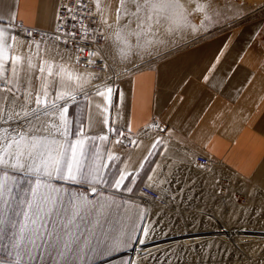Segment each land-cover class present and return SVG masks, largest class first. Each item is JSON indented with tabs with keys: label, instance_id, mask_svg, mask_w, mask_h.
<instances>
[{
	"label": "crops",
	"instance_id": "0c3cea01",
	"mask_svg": "<svg viewBox=\"0 0 264 264\" xmlns=\"http://www.w3.org/2000/svg\"><path fill=\"white\" fill-rule=\"evenodd\" d=\"M3 4L12 12L0 13V29L11 30L5 35L18 34V42L9 41L13 50H6L4 59L19 57L20 75L25 80L31 76L34 90L58 79L55 74L61 65L67 69L66 81L68 72H84L67 58L54 60L48 51L51 39H20L25 36L18 24L53 30L58 7L53 8L52 0H3ZM59 50L65 49L59 46ZM152 59L150 69H134L116 85L108 84L114 89L111 102L91 89L87 101L81 96L69 104L71 131L82 124L93 138L85 139L83 155L78 156L85 173L99 168L106 182L96 185L97 190L129 200L134 195L132 200L139 201L140 184L159 181L173 164L201 154L264 191V58L253 43V33L245 27L230 28L173 45ZM50 68L53 76L48 75ZM61 90L66 89H55ZM101 90L106 92V87ZM54 95L50 90V98ZM117 129L122 135L116 134ZM157 141L161 143L153 149ZM157 151L149 157V152ZM177 151L179 156L174 155ZM163 161L170 164L165 170L158 168ZM121 172L127 178L117 188L113 180ZM69 183L90 188L87 182Z\"/></svg>",
	"mask_w": 264,
	"mask_h": 264
},
{
	"label": "snow or ice",
	"instance_id": "6c2138e0",
	"mask_svg": "<svg viewBox=\"0 0 264 264\" xmlns=\"http://www.w3.org/2000/svg\"><path fill=\"white\" fill-rule=\"evenodd\" d=\"M52 3L54 9L67 7L60 0H52ZM74 7L76 11L72 13V19H76L79 13L85 14L81 19H92L91 14L95 10L104 30L93 28L96 47L83 61L84 72L75 75L68 72L66 81L67 69L61 65L55 74L58 79H53L38 91L33 89L30 75L26 80L21 77L16 64L19 57L4 59L5 51L13 50L9 41L18 42V34L5 35L6 31L11 30L0 29V224L4 223L5 214L10 208L17 217L23 216L19 228L20 239L26 241L24 254L27 264H60L61 260L68 264L69 258L82 255L94 235V226H85L81 231V225L94 204L86 195L65 196L63 190L54 186L52 181L87 182L92 192L97 191L96 185L106 182L99 168L90 169L87 173L83 171L79 156L83 155L85 139L93 138L87 135L82 124L73 133L67 120L68 105L75 103L81 96L87 101L91 89L102 98L107 96L111 102L114 89L108 86V82L113 77H101L95 72L98 69L102 73L105 68L111 67L106 63L109 59L106 50L111 53L119 49L121 62L125 64L134 53L140 62L139 66L133 65L135 70L139 71L142 67L150 69L155 62L152 58L161 57L173 44L179 43L177 35L184 39L206 31L213 17L221 15L211 12V3L202 0H118L114 15L108 5H101V0H95L94 3L93 0H76ZM3 12L11 13L12 7H6L0 0V13ZM193 14H203L204 22L199 27L191 19ZM105 30L107 34H104ZM68 35L65 33L64 37ZM64 37L57 26L48 51L53 53L54 60L59 56L61 61L67 58L71 63L73 56L67 50L68 40ZM100 39L105 41L104 47L99 46ZM61 41L64 51L59 50ZM83 50L82 47L78 49L79 52ZM112 58L115 59L114 56ZM80 63L77 55L75 64ZM88 65L93 66V71H88ZM40 72L43 73L44 69L41 68ZM48 75L53 76L51 68ZM94 81H103L106 92ZM57 87L66 90L55 91ZM50 90L55 92L54 98H50ZM57 115L58 121L54 119ZM116 134L122 135L119 129ZM72 136L74 140L70 139ZM99 139L107 140L108 137L100 136ZM160 143L157 141L152 148L158 149ZM154 154L159 153L149 152L148 155L151 157ZM174 155L179 156V151ZM109 159H112L111 155ZM194 167V175L191 169L184 176L173 174L175 182L188 184L189 190L198 183L212 188L222 186V174L218 177V173H221L218 162L205 158L204 163ZM12 173H21L22 176ZM22 178L27 180V188L21 187ZM126 178L121 172L119 179L113 180L114 186L119 188ZM128 191L131 192L132 188H128ZM12 227L15 228L16 224L13 223ZM26 229L27 236L24 235ZM84 232L89 235L85 237ZM16 264H20L19 259Z\"/></svg>",
	"mask_w": 264,
	"mask_h": 264
},
{
	"label": "rangeland",
	"instance_id": "374dc122",
	"mask_svg": "<svg viewBox=\"0 0 264 264\" xmlns=\"http://www.w3.org/2000/svg\"><path fill=\"white\" fill-rule=\"evenodd\" d=\"M202 2H210V11L219 12L221 15L213 17L206 31L191 34L184 39L177 35L176 40L179 43L173 45L196 42L230 28L245 27L253 33V43L256 48L258 47L261 50L264 58V0H202ZM117 4L118 0H101V5H108L113 15ZM191 19L197 27L204 22L203 14H193ZM101 25L104 26L102 22ZM59 46L64 48L62 44H59ZM114 52L115 59L109 57L106 61L111 66L110 68H105L102 73L98 69L95 70L96 74L101 77L112 76L114 70L115 76H112L113 79L108 82L110 85H116L117 82L125 79L135 69L133 65H140L134 53L130 59L132 62L129 61L125 64L121 62L119 49H115ZM78 67L85 70V67L80 65ZM87 68L88 71H93V67ZM93 83H99L100 87L104 85L103 81H94ZM68 108L67 120L69 124V120L73 116V109L69 105ZM12 174L22 176L21 173ZM162 178H160V181H162ZM69 182L74 181L60 179L52 181L54 186L63 190L65 196L68 194H74L77 197L86 195L88 200L94 204L84 224L81 225V231L84 230L85 226H94V235L91 236L89 246L84 248L82 255L69 258L68 264H264V242L260 243V241H264V238L236 241L239 238L238 234H235L236 238L232 233L237 230L241 231V229H237L238 227H248L250 229H244L246 231H241L239 235H242L243 238L263 236V234L253 235L250 233V231L260 233L261 230L257 227H260L259 224L264 225V216L261 215L259 209H238L231 215L232 212L227 209L226 203L222 204L216 212L214 210L218 207L214 208V206L206 204L203 211L204 214L211 215L210 230L205 226H199V224H195V227H198L195 229L182 226L186 231L178 226L167 229L166 224H159L161 233L158 234V239L163 235H171L175 240L168 241L169 243L166 245L164 241L159 242L158 244L161 247L154 254H151V252L145 253L134 259L132 258V251L141 239L144 240L151 235L153 236L151 231L158 220L162 218L170 224L185 225L192 219L190 217L191 212L182 209L180 211L169 210L167 213L164 208L160 211L162 215L160 219L159 216L153 218L151 213L154 210L153 204L147 202L150 205L148 206L135 199L132 200L134 195L130 196L131 199L129 200L114 194H102L99 190L92 192L91 187L86 188L83 185ZM20 183L22 188L28 187L26 179L22 178ZM76 183L84 184L85 182ZM223 186L227 191L226 186ZM215 190L219 191L220 189L216 187L212 190L211 196L213 201L216 202L213 193ZM133 193H135V190ZM219 193L221 194L220 191ZM53 195L56 194L53 193ZM140 200L144 201L142 198ZM239 200H241V197H239ZM243 200L245 202V199ZM180 201L183 202V199ZM21 222H23L22 215L17 217L13 209L7 210L4 223L0 224V264H16L18 259L20 264H27V256L24 254L26 241L20 239L19 225ZM13 223L16 224L15 228L12 227ZM28 227L30 228L31 225L29 224ZM221 232L232 234L236 239H223L225 235H221ZM24 235H28L27 229ZM88 235L87 232H84L85 237ZM181 237H184L185 242L180 239ZM227 238L229 237L227 236ZM81 241H83V237H81ZM60 264H64V261L61 260Z\"/></svg>",
	"mask_w": 264,
	"mask_h": 264
},
{
	"label": "bare ground",
	"instance_id": "6f19581e",
	"mask_svg": "<svg viewBox=\"0 0 264 264\" xmlns=\"http://www.w3.org/2000/svg\"><path fill=\"white\" fill-rule=\"evenodd\" d=\"M95 2V0H93V3ZM99 28L101 29V22L99 20ZM55 27V26H54ZM102 30H104V26H102ZM106 32H104L105 34ZM41 38V37H40ZM31 39V38H30ZM36 39V38H33ZM99 46L104 47L105 46V41L103 39H101V41L99 42ZM62 49H65L62 47ZM68 51H70L72 53L73 56V61L75 62V57L77 56L76 53L69 49L67 47ZM95 50V49H94ZM114 51H112L111 53H109L106 50V54L113 59L112 57L114 55ZM93 59H96V57H93ZM114 60V59H113ZM134 61V60H133ZM99 63V61H97ZM132 62V61H130ZM81 66V65H80ZM84 67V66H82ZM87 67H93L91 65L87 66ZM115 72H112V76L114 75ZM55 120H59V116L57 115V117L55 118ZM162 129V128H161ZM168 166H170V164L165 163L164 161L160 163V166L158 167L159 169L161 168V170H165ZM172 170L171 169H167L168 174H165V176L162 178V181H156L154 183H151L153 185H159L162 186L160 189V194L162 197V202L163 205L158 204V202H153L150 204H153V208L154 210L151 212L152 213V217L153 218H157V216H159V219L161 218V209H164L165 212L168 213L169 210H184L186 209L187 212H191L190 213V217H192V219L189 220V222L187 224H170V222L165 221L164 219H160L158 220L154 225V228L152 229L151 233L153 234V236H149L146 239H141L139 241V244L137 245V247H135V249L132 251V258H136L142 254L145 253H150L154 254L156 252V250L161 247L159 246L160 244H158L159 242L164 241V244H168V241H171L175 238L167 235H163L161 236L159 239V235L161 233L160 226L159 224H166L167 229L170 227H179L182 228V226L185 227H189L191 228H198L195 227V224L202 227H206L208 228V230H210V223L212 221H210L211 215L204 214V205L209 204L211 206L218 207V209L216 208V210H214V212H216L217 210H219V207L222 206V204L226 203L227 204V209L232 212L231 215L234 214L235 210L238 209H245V210H254V209H259V211L261 212V215L264 216V191L260 188H258V186H255V184H252L250 181H248L247 179H245L242 176H239L238 174H235L233 172H229L227 169L224 168L223 165H221V173H218V177L222 174V180H221V185H225L227 188V191L225 195H222L219 193V191H214L213 193L215 194V198H216V202L213 201L212 199V190L213 188L208 186L207 184H196L194 187H191V190H189V185L188 184H178L175 182V180L173 179V174L175 175H179V176H184L188 173V171H186L184 169V166L181 162H177L176 164L172 165ZM183 169V170H181ZM171 170V171H170ZM170 171V172H169ZM196 170H191L192 174H195ZM164 175V174H163ZM223 181L225 182V184L223 183ZM221 187V186H220ZM218 189H220L219 187H217ZM226 190V189H225ZM176 194V195H175ZM244 196L245 202L244 203H240L237 202V196ZM181 197V200L183 199V202H181L179 200V198ZM143 199V198H142ZM218 205V206H217ZM189 215V214H188ZM230 215V214H229ZM172 217L174 216L171 215ZM212 219V218H211ZM259 228L257 227V229H260V233L257 232H251L253 235L255 234H263L260 236H250L248 238H243L242 235H239V233L244 232L246 230L244 229H250L248 227H238L237 229H241L237 230V231H233L232 233L235 235L236 233L238 234V237L235 235V237L237 238L236 241H242L243 239H250V240H254V239H263L264 238V225L259 224ZM203 229V228H201ZM184 231H186V229H183ZM221 235H225V237L223 239H236L232 234H226L225 232H221ZM230 235V236H229ZM227 236L229 238H227ZM202 237V236H200ZM172 238V239H171ZM177 238V237H176ZM194 238V237H193ZM180 239H183L182 241L185 242L184 237H181ZM221 239V238H219ZM218 239V240H219ZM222 239V240H223ZM189 240V239H186ZM167 241V242H166ZM224 241V240H223ZM264 242V241H260Z\"/></svg>",
	"mask_w": 264,
	"mask_h": 264
},
{
	"label": "built area",
	"instance_id": "2783aa9c",
	"mask_svg": "<svg viewBox=\"0 0 264 264\" xmlns=\"http://www.w3.org/2000/svg\"><path fill=\"white\" fill-rule=\"evenodd\" d=\"M60 3L62 5H67V7L66 8L58 7L57 14H56V20H55V27L53 28V30H42L38 28L24 26L22 24H18L16 28L22 31V34L24 36H27L28 38L33 39V38L45 37V38L52 40V37L55 34L57 26H59L60 34L62 35V37H64L65 33L69 34L68 36L64 37L68 40L67 47L73 50L76 53V55H79L80 60H81V63L79 65L85 67V64L83 63V61L87 59L88 53L90 51H94L96 47V40L93 35V28L99 27L98 26L99 18L97 17L96 11L94 10L93 13L91 14L92 19H87V18L81 19L80 17L82 15H85L84 13H79L76 19H72V13L76 11L74 7L76 0H60ZM89 6H92V5L90 4ZM28 30H30V33ZM100 41L101 39L98 41V43ZM59 44L63 45V41L59 42ZM80 47L84 49L83 52L78 51ZM205 158H208L209 160L216 162L207 156L198 154V155L192 156L190 161L182 162V164L186 171H188L189 169L196 170L194 165L198 163H204ZM209 166L211 167L212 165L210 164ZM228 171L230 172V170ZM223 183L225 184L224 181ZM161 187L162 186L149 184L147 182L140 184L138 188L139 201L148 206L150 205L147 202L149 203L158 202V204L163 205L162 197L160 194ZM219 188H220L219 191L221 192V194L226 193L224 186H221ZM239 197H241V200H239ZM141 198H143L144 201L140 200ZM236 199H237V202H244L243 200L244 197H242L241 195L237 196ZM179 200H181V197L179 198Z\"/></svg>",
	"mask_w": 264,
	"mask_h": 264
}]
</instances>
